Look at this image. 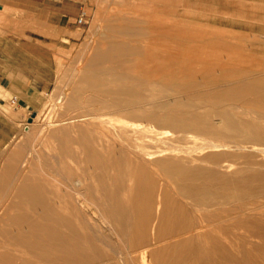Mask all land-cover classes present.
Here are the masks:
<instances>
[{
    "label": "rangeland",
    "instance_id": "rangeland-1",
    "mask_svg": "<svg viewBox=\"0 0 264 264\" xmlns=\"http://www.w3.org/2000/svg\"><path fill=\"white\" fill-rule=\"evenodd\" d=\"M82 11L88 14L86 25L78 24ZM152 53L157 57L151 58ZM231 54L236 55L232 62L228 57ZM10 55L39 89L38 104L29 115L30 118L36 114V118L32 124L25 122L20 136L0 156V252L16 255V248L5 239L1 229L10 217L14 197L20 190L41 185L44 190L56 191L62 197L78 179L86 185H97L88 175L92 170L86 172L88 165L78 143L80 131L95 129L86 115L96 113V100L102 89L96 83L98 74L88 70L90 65L105 64L110 71L109 80L114 78L112 72L121 63L125 66L120 70L124 71L122 78L128 82L135 70L140 82L161 79L168 88H193L192 91H169L159 99L154 98L153 107L155 103L173 100L184 104L205 102L206 97L230 86L264 75L261 71L264 67V0H0V59ZM102 55L108 58L102 59ZM132 64L135 67L130 69ZM158 64H162L160 74ZM253 70L258 71L257 76H253ZM87 80L97 86L85 88ZM72 101L77 105L70 109ZM258 103L261 101L250 96L219 106L205 105L194 111L219 112L232 108L243 122L257 120L264 126V111L257 109ZM179 110L185 109L173 107L164 113ZM83 114L86 117L73 123L72 118ZM109 114L115 120L127 119L112 111ZM214 122L222 125L218 117ZM150 125L156 130L149 134L152 139H145L151 141V145L146 142L147 148L153 152L166 150L170 154L157 153L146 160V165L152 176L172 194L176 186L167 181L156 165L158 160L225 154L218 161L210 158V164L196 165L216 169L226 177L210 182V196L231 195L235 200L231 208L242 203L264 204V142H254L256 146L252 143L237 146L227 140L226 151L214 152L207 145L219 144V138L184 136L155 123ZM120 128L119 123L109 126L113 134H118ZM254 147L262 152L254 151ZM71 149L74 155L68 154ZM226 163L233 168L222 167ZM242 180L244 183L239 182ZM186 202L193 203L190 199ZM189 210L198 222V214L191 207ZM218 214L220 216L210 215L211 220L223 216L221 211ZM254 216L243 220L239 229L234 222L219 225L220 231L216 234L220 249L216 250L211 242H196L181 264H264V208ZM99 244L105 251L122 252V244L118 245L117 241L108 245L100 239ZM141 259L139 254H133L124 264H145ZM148 264H152L151 261Z\"/></svg>",
    "mask_w": 264,
    "mask_h": 264
},
{
    "label": "bare ground",
    "instance_id": "bare-ground-1",
    "mask_svg": "<svg viewBox=\"0 0 264 264\" xmlns=\"http://www.w3.org/2000/svg\"><path fill=\"white\" fill-rule=\"evenodd\" d=\"M106 56L102 55L101 58ZM149 56L157 57L154 53ZM228 57L232 62L236 55L231 54ZM161 65L158 64V74L162 72ZM123 67L125 66L121 63L117 64L112 72V80L107 78L110 71L105 64L93 63L88 68L91 73L98 74L96 83L102 89L96 100V113L86 115L90 117V123L95 129L80 131L78 143L88 165L86 172L92 170L88 175L97 185H86L85 181L76 179L75 186L62 197L56 191L44 190L41 185L20 190L14 197L10 217L2 224L1 229L5 239L14 245L18 254L0 252V264H124L133 254H139L145 264L150 261L152 264H181L196 242H211L215 244L216 250L220 249L216 234L220 229L219 225L234 222L235 228L239 229L243 220L250 215L256 216L263 210L264 204L257 203L251 206L242 203L236 208H231L235 202L231 195L218 198L210 196V182L226 177L216 169L196 165L210 164V158L218 161L225 154L205 158L158 160L156 165L161 168L167 181L176 186L172 194L152 176L146 165V160L154 158L155 154L168 155L170 152L150 151L146 142L151 141L145 139H152L149 134L155 132L156 128L150 124L155 123L160 128L170 129L184 136L197 134L219 138V144L211 142L207 145V148L214 152L226 151L229 144L227 140L237 146H244L246 143L256 146L254 142H264V126L258 124L257 120L243 122L232 108L219 112L194 111L205 105L219 106L223 102L250 96H255L261 101L257 104V109L264 111V75L249 79L243 84L230 86L206 97L205 102L188 101V104H184L173 100L155 103L153 107L151 102L154 98L159 99L169 91H192L193 88H168L161 79L140 82L135 70L128 82L122 78L123 70H120ZM134 67L132 64L130 69ZM261 71L264 73V67ZM252 73L257 76L258 71L253 70ZM96 83L94 84L97 86ZM94 84L87 80L85 88ZM76 105L77 103L72 101L69 108ZM150 106L156 110L153 111ZM173 107L185 110L164 113V110ZM110 111L127 119L115 120L109 114ZM86 116L83 114L71 120L75 123L76 119ZM215 117L220 118L221 126L215 124ZM116 123L121 125L120 132L113 134L109 126ZM64 131L67 133V130ZM162 134L166 135L163 131ZM253 150L262 152L257 147ZM68 154L74 155L72 149ZM222 167L232 169L233 165L226 163ZM84 179L88 180L86 176ZM239 182L244 183V180ZM186 199L193 203H187ZM188 207L198 214V222L192 217L193 213ZM220 211L223 216L211 220L210 215L220 216ZM13 228L15 230L11 231ZM100 239L108 245H114L117 241L118 245L122 244V252L117 253L113 249L105 251L99 244Z\"/></svg>",
    "mask_w": 264,
    "mask_h": 264
},
{
    "label": "crops",
    "instance_id": "crops-1",
    "mask_svg": "<svg viewBox=\"0 0 264 264\" xmlns=\"http://www.w3.org/2000/svg\"><path fill=\"white\" fill-rule=\"evenodd\" d=\"M13 98L18 100L16 106L11 104ZM38 99L39 89L23 74L16 58L0 59V156L20 136L25 122L29 123Z\"/></svg>",
    "mask_w": 264,
    "mask_h": 264
},
{
    "label": "built area",
    "instance_id": "built-area-1",
    "mask_svg": "<svg viewBox=\"0 0 264 264\" xmlns=\"http://www.w3.org/2000/svg\"><path fill=\"white\" fill-rule=\"evenodd\" d=\"M87 20H88V14H87V12L82 11L81 14H80V17L78 19V24L79 25H86L88 23ZM17 103H18L17 98H13L11 100V104L12 105H17Z\"/></svg>",
    "mask_w": 264,
    "mask_h": 264
},
{
    "label": "water",
    "instance_id": "water-1",
    "mask_svg": "<svg viewBox=\"0 0 264 264\" xmlns=\"http://www.w3.org/2000/svg\"><path fill=\"white\" fill-rule=\"evenodd\" d=\"M35 118H36V114H33L32 117L30 118L29 123L32 124Z\"/></svg>",
    "mask_w": 264,
    "mask_h": 264
}]
</instances>
